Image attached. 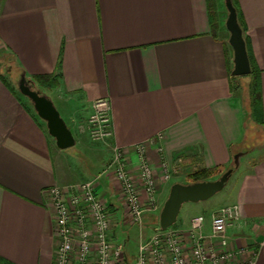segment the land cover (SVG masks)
Segmentation results:
<instances>
[{"label": "crops", "instance_id": "crops-1", "mask_svg": "<svg viewBox=\"0 0 264 264\" xmlns=\"http://www.w3.org/2000/svg\"><path fill=\"white\" fill-rule=\"evenodd\" d=\"M237 2L256 70L251 93L232 75L234 52L216 21L220 0H0V56L53 98L75 139L59 149L0 73V264H53L58 239L49 190L110 171L115 147L128 150L135 170L133 148L142 143L162 203L174 183L202 169L227 170L244 152L232 200L216 209L187 203L172 229L186 235L191 220L204 215L209 234L212 216L238 205L230 248L264 264V0ZM100 99L111 105L106 142L92 141L87 123ZM162 162L177 170L169 182ZM110 172L97 193L109 205L117 244L128 219ZM126 233L118 245L127 251Z\"/></svg>", "mask_w": 264, "mask_h": 264}, {"label": "built area", "instance_id": "built-area-1", "mask_svg": "<svg viewBox=\"0 0 264 264\" xmlns=\"http://www.w3.org/2000/svg\"><path fill=\"white\" fill-rule=\"evenodd\" d=\"M93 109L87 122L89 135L95 142H106L113 137L110 102L97 100ZM133 149L138 157L135 170L129 167L128 150L115 147L111 172L104 171L74 186L49 190L58 239L53 264H253L252 260L243 258L242 250L230 248L227 230L239 217L238 205L227 206L214 214L209 234L205 232L204 215L191 220L186 235L172 228L156 229L151 237L141 240L137 257L130 260L124 246L113 242L109 205L98 195L97 188L110 172L109 181L129 217L137 224L142 222L143 202L154 204L158 185L147 155L148 144H138ZM160 170L164 181L177 173L166 162L161 163Z\"/></svg>", "mask_w": 264, "mask_h": 264}, {"label": "water", "instance_id": "water-1", "mask_svg": "<svg viewBox=\"0 0 264 264\" xmlns=\"http://www.w3.org/2000/svg\"><path fill=\"white\" fill-rule=\"evenodd\" d=\"M224 1L228 11L225 24L230 34L229 44L234 52L232 75L234 77L247 76L251 74L252 70L238 12L232 0ZM18 89L30 100L36 114L46 123L48 133L55 139L57 147L61 150L72 148L75 145L72 131L61 117L52 100L38 90L35 82L28 79L24 73L20 76ZM244 154V152L236 153L233 156V165L215 180L187 184L174 183L160 212V229L167 230L176 224L184 204L207 201L222 191L234 171L239 167L241 157Z\"/></svg>", "mask_w": 264, "mask_h": 264}, {"label": "rangeland", "instance_id": "rangeland-1", "mask_svg": "<svg viewBox=\"0 0 264 264\" xmlns=\"http://www.w3.org/2000/svg\"><path fill=\"white\" fill-rule=\"evenodd\" d=\"M228 17V11L226 9L225 6V1L224 0H220V11H219V19L217 17V23L220 24V28L222 30V34L225 37L226 40H229L230 34L229 31L226 28V20ZM0 73L2 74V76L6 79H8L10 85L14 88V90H16V93L21 96V98L26 102V104L29 106V108L31 110H34L32 103L30 102V100L24 96L18 89V82L20 80V76H21V72L19 70L18 67H16V65L12 62L10 56H0ZM254 74H249L247 76H240V77H234V78H239L236 81V85H238L239 88L243 89V92H247V90L249 89L250 92V86L253 84V80H254ZM38 87V86H37ZM39 88V87H38ZM43 92V91H42ZM251 93V92H250ZM52 102L54 103L56 109L57 108V103L53 100V98H51V96H48ZM62 117V116H61ZM89 120V119H88ZM87 120V121H88ZM253 132V131H252ZM251 131L249 132L250 137L251 138ZM261 137L258 138V142H262L264 141V135L261 134ZM257 140V138H256ZM93 141V140H92ZM95 142V141H94ZM233 165V162L232 164ZM244 167V163H242V159L240 160V165L239 167L236 169L238 171L235 170V174L232 175V177L230 178V180L228 181V183L226 184V186L224 187V189L222 191H220L219 193H217L215 196H213L212 198H210L207 201H204V204H207L208 206H210L211 209H216L219 208L222 205H225L227 203H229L232 200L233 194L230 192L232 190V186L236 183V176L238 174V172H240L239 170H242ZM226 170L222 171L221 174H218L216 176H214L212 178V180H215L217 178H219L223 172H225ZM104 172V171H103ZM102 173V172H101ZM176 174L171 176V179H169L167 182H169L170 180H172V178L175 176ZM103 179V178H102ZM179 183H184L187 184L189 183L188 180H181V182ZM154 204L150 205L144 203V213H143V218H142V222L140 224L135 223L131 217H129V214L127 213L125 216L128 219L127 224L124 225V228L122 230V228H119L118 233H122L123 237L121 238V240L117 241L118 243L123 244L124 240L126 239V235L128 232L129 236H130V240H128L127 242V251L126 253L130 254L132 257V260L134 258L137 257L138 255V247H139V243L141 242V240L143 239V237L145 235H150L152 234L154 231H156V229H159V216H160V212L162 210V207L164 205V202L162 203L159 200V195L157 194L154 200ZM187 204V203H186ZM183 208V210H181L179 217H185V215L187 214L186 208H188L187 206H191V205H186ZM189 204H193V203H189ZM195 204V203H194ZM202 204V203H201ZM195 211L190 212L189 214H194ZM207 214V210L204 212ZM175 225V224H174ZM173 225V226H174ZM172 226V227H173ZM171 227V228H172ZM122 236V235H121ZM116 238H114L113 241L116 242L115 240Z\"/></svg>", "mask_w": 264, "mask_h": 264}, {"label": "trees", "instance_id": "trees-1", "mask_svg": "<svg viewBox=\"0 0 264 264\" xmlns=\"http://www.w3.org/2000/svg\"><path fill=\"white\" fill-rule=\"evenodd\" d=\"M233 3H234V6L236 7L237 9V12H238V18H239V23L242 27V30H243V34H244V26H243V22H242V19H241V16H240V10H239V5H238V2L237 0H232ZM244 39L246 41V46H247V40L245 38V35H244ZM247 51H248V47H247ZM248 55H249V59H250V64H251V73L252 74H255L256 73V70L253 66V63H252V58L248 52ZM39 82L43 81V78H36ZM222 173V170H220L219 168H214V169H202V170H198L196 172H193L192 174L189 175L188 177V182L189 183H194V182H199V181H206V180H212V178L218 174H221ZM224 173V172H223Z\"/></svg>", "mask_w": 264, "mask_h": 264}]
</instances>
